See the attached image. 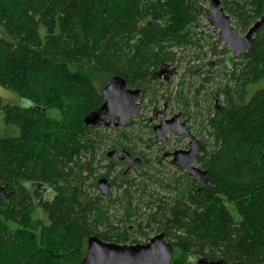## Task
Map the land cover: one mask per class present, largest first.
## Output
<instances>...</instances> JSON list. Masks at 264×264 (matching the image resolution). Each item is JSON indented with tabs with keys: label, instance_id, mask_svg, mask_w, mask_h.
<instances>
[{
	"label": "trees",
	"instance_id": "1",
	"mask_svg": "<svg viewBox=\"0 0 264 264\" xmlns=\"http://www.w3.org/2000/svg\"><path fill=\"white\" fill-rule=\"evenodd\" d=\"M220 2L240 33L264 16V0ZM204 3L0 0V87L18 95L21 104L33 105L9 104L0 97L4 124L19 132L0 136V184L7 193L0 198V264H80L90 236L138 243L126 226L99 230L108 223L103 198L86 191L97 190V179L115 165L105 154L108 166L100 165L102 146L129 151L142 141L124 131L133 121L114 130L116 139L108 129L83 124L103 103L92 77L119 76L128 88H142L144 99L155 100L153 84L160 81L153 76L177 60L174 50L199 47ZM236 58L223 63L228 81L216 91L222 101L201 128L206 136L201 137L199 167L209 182L195 185L186 173V181H159L174 197L151 194L146 204L156 211L145 225L157 224L173 254L178 249L185 257L170 264H191L197 257L264 264V87L247 98L248 88L264 81V23L251 51ZM42 108L57 110L60 118H48ZM101 169L106 172L100 174ZM145 174L140 177L153 183ZM120 176L121 186H138ZM139 189L142 197L143 188L135 192ZM48 191L50 199L35 203ZM129 206L117 221L134 219L133 232L145 236L142 217ZM34 207L43 209L47 224L31 217Z\"/></svg>",
	"mask_w": 264,
	"mask_h": 264
},
{
	"label": "rangeland",
	"instance_id": "2",
	"mask_svg": "<svg viewBox=\"0 0 264 264\" xmlns=\"http://www.w3.org/2000/svg\"><path fill=\"white\" fill-rule=\"evenodd\" d=\"M231 22L232 24L234 23L232 19ZM197 30L200 31L202 35V37H200L201 40L199 47L188 46L186 49L174 50L177 60L172 63V66L170 67L173 73L171 75L160 74L159 78H157L160 83L153 84L158 93L157 98L153 100V98L150 99L149 96H146L143 101H140L141 112L132 119L134 123L133 126L124 130L131 136L142 139L141 142H135L134 147L140 150H145L144 153L147 156V159L150 161L148 166L142 169L143 171L134 169L132 171H129L124 176L127 179H134L138 186L131 187L130 189L125 185L121 186L120 183L122 181V178L120 176V173L123 174L124 171H127L126 165H111L110 171H108V178L115 185V187L111 191V200L105 199V197L100 194L98 188L97 190H86L89 197L101 196V198H103L101 201L104 205L103 208L107 215L108 223L107 227L103 228L101 226L99 227V230H109L110 226L114 228L126 226L129 228L128 234L130 235L131 239L137 240L138 243H146L151 237L161 232V230H155L157 224L150 223L148 226L145 225L148 219L147 217H150V215L156 211L155 207L150 208V206H146V204H148L150 201V195L152 194L153 198L163 197L172 199L174 197L172 192H168L167 190L163 189L158 185L157 182L160 181L161 183L165 184L175 179H178L181 182L186 181L183 172L179 171L178 169L170 165L166 160L164 161L162 159V154L165 151H170L172 149H181L186 145V141L181 139V137L179 138L170 135L166 143H160L155 140L154 135L150 129L152 125L158 123L151 121L154 108L157 110H162V108L165 106L166 117H170L178 113H184L189 118V126L191 128V132L200 140L202 135L206 136L205 132H201L202 124L206 125L207 119L213 115L215 99L219 100L220 105L222 97H218L215 92L222 85L227 83L228 76L226 75V72L221 75L214 76V70L211 69L212 66L210 65V63L215 60L211 48L214 47L216 38L209 35V32L214 31L210 23L203 19L199 23V27L197 28ZM215 47L217 52H220L224 49L221 45H216ZM236 61H238L237 58L234 60H230L231 63ZM110 79L111 78L107 75L96 74L92 77V84L95 90L99 93L110 81ZM206 79L209 80L206 81ZM263 87L264 81L255 86H250L248 88L247 98H250V96H252L255 91ZM0 97L5 103L15 104L18 106L22 104H25L29 107L33 106L27 101H22L21 104V100L18 95L2 87H0ZM45 115L48 118H60L59 112L55 109L46 110ZM108 131L109 137L116 139L118 135L117 131ZM18 135V129L5 125L2 115L0 114V136ZM145 144L151 145L149 151H146L147 148H145ZM125 145L133 147L127 142L125 143ZM108 150L110 151V149L102 146L101 150L99 151V155L97 156V160H100V165L103 167L108 166V160L105 161L102 158V154H105L106 151L108 153ZM105 172V169H101L99 171L100 174H104ZM142 172H146L145 175L153 177V183L145 179L143 180L140 177ZM137 187L144 189L142 197H139L140 189L138 190V193L135 192V189H137ZM51 196V191H48L45 198L48 200ZM37 201H39V198L36 199L35 203H37ZM128 204H130L129 208L137 211L139 217H142V219L140 220H142V231L145 233V236L133 232V229H135L136 227V225L132 223L134 219H131V223L126 221L125 223H120L117 221L118 219H120V217H124ZM227 206L229 207V209H231L233 215H235V211H233L232 207L229 205ZM37 208H33L31 217L36 221L38 220L42 223L47 224L48 216L44 213L43 209L42 211H40ZM126 244L131 243L127 242ZM172 258L175 260H179L184 259L185 257L181 251L175 249Z\"/></svg>",
	"mask_w": 264,
	"mask_h": 264
},
{
	"label": "water",
	"instance_id": "3",
	"mask_svg": "<svg viewBox=\"0 0 264 264\" xmlns=\"http://www.w3.org/2000/svg\"><path fill=\"white\" fill-rule=\"evenodd\" d=\"M207 10L203 12L204 18L210 23L219 44L228 48L232 55H244L251 51L257 33L264 23V16L256 21L246 33H240L232 24L231 18L221 7L220 0H206ZM224 63V62H223ZM222 63V65H223ZM161 74V73H160ZM160 75H154L153 79ZM103 99L102 105L89 112L83 119L87 127H103L108 130H116L131 123L140 111V101L143 98L141 89H129L124 79L114 76L100 91ZM44 112L45 109L42 108ZM158 114L156 117L158 118ZM156 140L164 142L168 135L191 137L185 124L180 121L179 114L169 120H164L153 127ZM199 141L192 140L189 150H177L173 155V163L185 171L188 176L201 185L209 182L206 170L196 166L198 163V152L202 150ZM106 157L116 162L127 161L130 165H141V159L133 158L128 152L119 155L111 150ZM98 189L102 196L109 191V182L101 177ZM7 195L5 188L0 184V198ZM173 256V247L165 240L163 233L151 237L146 243L118 244L115 242H104L96 236H90L86 240V253L80 264H170ZM193 264H243L228 263L222 259H208L205 257L192 258Z\"/></svg>",
	"mask_w": 264,
	"mask_h": 264
},
{
	"label": "flooded vegetation",
	"instance_id": "4",
	"mask_svg": "<svg viewBox=\"0 0 264 264\" xmlns=\"http://www.w3.org/2000/svg\"><path fill=\"white\" fill-rule=\"evenodd\" d=\"M205 3H206V0H205ZM203 4L202 6H201V8L203 9V12H206V10H207V5L206 4ZM221 3V2H220ZM205 19V18H204ZM206 20V19H205ZM207 21V20H206ZM213 29V28H212ZM209 35L210 36H214V38H216V35H217V32L216 31H211V32H209ZM208 35V36H209ZM215 45H221V46H223V50L222 51H220V52H217L216 54H213V56L215 57V60L212 62V63H210V65L212 66V68L211 69H213L214 70V76H218V75H221V74H223L224 72H226V70H227V68H226V66H224V65H222V63L223 62H230V60L231 59H236V57L237 56H241V55H232L231 53H230V51L228 50V48L226 47V46H224L223 44H219L218 42H217V38L215 39ZM217 55V56H216ZM172 66V64H167V65H164L159 71H158V73H157V75H160V73L161 74H172L173 73V71L171 70V67ZM213 75V74H212ZM213 77V76H212ZM153 80H157V78L156 79H153ZM128 88V87H127ZM130 89V88H129ZM132 89H141L142 90V92H143V98H142V100L141 101H143L144 100V96H145V92H144V90L142 89V88H132ZM216 93V92H215ZM140 103V102H139ZM140 106H141V104H140ZM214 107L216 108V109H219V100L218 99H215L214 100ZM141 112V111H140ZM160 115L158 118L156 117L157 115ZM179 114V116H180V121L181 122H183L184 124H185V127H186V129L189 131V133L191 134V137H185V136H176V137H181V139H183V140H185L186 141V145L183 147V148H181V149H172V150H170V151H165L163 154H162V159L165 161H167L170 165H172L173 167H175L176 169H178L179 171H181V172H183V173H186L185 171H183L180 167H178L176 164H174L173 163V153L175 152V151H177V150H183V151H186V150H189L190 149V146H191V144H192V140H197V141H199L200 142V144H201V146L204 148V146H203V143H202V140H200L199 138H197L192 132H191V128H190V126H189V118L184 114V113H178ZM174 115H176V114H174ZM174 115H172V116H170V117H166V107L164 106L163 108H162V110H157V109H155L154 108V111H153V116H152V119H151V121L153 122H158L157 124H155V125H158V124H160L162 121H164V120H169V119H171ZM132 122V121H131ZM129 125V124H128ZM127 125V126H128ZM155 125H152L151 126V131H152V133H153V127L155 126ZM123 127H125V126H123ZM123 127H121V128H123ZM101 128H103V127H101ZM105 129V128H104ZM119 129V128H118ZM154 135V134H153ZM171 135V134H170ZM170 135H168L167 136V139L164 141V142H162V141H159V140H156L157 142H160V143H166L167 142V140H168V138H169V136ZM171 136H175V135H171ZM155 138V137H154ZM145 148H147V150L146 151H149V149L151 148V145H145ZM203 148H202V150L201 151H199L198 152V163L196 164V166L197 167H199V160H200V157H201V153H202V151H203ZM130 149H135V151H131ZM129 149V151H127L124 147L123 148H121V149H110V151L111 150H114V151H116L119 155H122L123 154V152H128L129 154H131V156L133 157V158H139V159H141V165H138V164H132V165H130L127 161H122V162H116V161H114V160H110V159H108L107 157V159L108 160H110L113 164H115L114 166H116V164L117 165H126V170L127 171H124L123 172V175L125 176L129 171H132V170H134V169H143V168H145L146 166H148V164H149V160L147 159V156L145 155V153H144V151L145 150H140V149H138V148H136V147H133V148H130ZM109 151V150H108ZM106 153H107V151H106ZM106 153H105V155H106ZM162 160V161H163ZM161 162V161H160ZM200 168V167H199ZM112 173V172H111ZM187 174V173H186ZM188 175V174H187ZM190 177V176H189ZM101 178V177H100ZM100 178H98L97 179V181H96V183L98 182V180L100 179ZM107 180H108V182H109V191H108V194L106 195V196H103V197H105V199H107V200H111L110 198H111V191H112V189L115 187V185L112 183V181L108 178V176L107 177H105ZM191 178V177H190ZM113 179V178H112ZM192 180L194 181V179L192 178ZM194 184L195 185H201V184H199V183H196L195 181H194ZM97 188H98V185H97ZM99 190V189H98ZM45 191V190H44ZM44 197H46V195H43L42 194V196L39 198L40 200H41V202L43 201V198ZM38 206H40V204L38 203L37 204V207ZM160 233H162V232H160ZM135 244H137V243H135ZM191 264H193V261L191 262Z\"/></svg>",
	"mask_w": 264,
	"mask_h": 264
}]
</instances>
